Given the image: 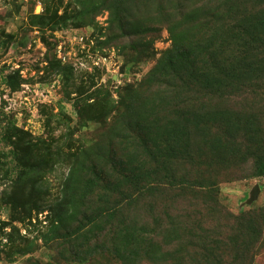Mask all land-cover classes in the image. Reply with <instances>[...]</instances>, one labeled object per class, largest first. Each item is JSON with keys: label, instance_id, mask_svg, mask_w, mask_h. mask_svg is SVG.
<instances>
[{"label": "trees", "instance_id": "1", "mask_svg": "<svg viewBox=\"0 0 264 264\" xmlns=\"http://www.w3.org/2000/svg\"><path fill=\"white\" fill-rule=\"evenodd\" d=\"M173 1L179 7L165 10L171 48L163 53L144 78L152 94L142 97L138 93V99L133 90L126 89L119 105L114 108L117 117L109 131L110 137L117 132L116 128L133 130L140 121L153 126L165 123L156 130H167V141L168 136L174 140L172 143L166 141L163 147L157 145L156 150L167 157L169 167L171 161L194 165L204 158H210L215 168L227 172L231 165H246L250 160L252 167L247 176L264 177V134L261 132L264 121L260 122L264 120V104L260 93V89L264 90V58L260 57L261 53L264 55V6L251 7L250 0ZM259 2L264 3V0ZM132 4H135V0H57L53 9L46 5L41 14L33 15L32 23L44 36L47 31L55 32L87 24V19L107 10L111 23L119 32L130 33L133 27L128 26V18ZM160 13L164 15V10ZM52 65L61 74L65 89L69 88L67 96L76 93L70 89L74 78L73 68L61 64L59 60ZM160 80L161 85L166 80L171 82L165 83L166 87L160 89ZM6 86L12 92L20 88L18 71L6 76ZM81 89L82 86L80 89L76 87L78 93ZM154 89H159L161 98L166 97L169 102L159 101L157 92L153 93ZM181 92L189 94L177 103L176 97L180 98ZM110 104L108 101L102 103L95 100L81 106L78 111L79 125L102 117L110 109ZM253 105L260 106L261 110L256 112ZM164 112L170 115L167 117ZM4 115L0 110V136L3 146L9 149L6 152L0 149V180H9V184L1 192L0 205L8 210V218L0 220V238L6 240L5 245L9 244L10 249L13 247L12 252L26 254L34 245V242L20 235L17 224L24 226L25 222L31 223L33 215L36 218L40 213L47 212L50 231L53 232L65 219H76L87 202L96 198L99 204L94 215L84 211L86 214L82 215L81 222L70 231L73 234L69 233V236L77 235V238L83 236L84 241L69 252L62 248L59 251L61 259H74L81 264L86 261H90L89 264H101L103 258H112L121 264H139L141 260L155 263L173 260L170 264H184L183 246L198 238V232L192 226L189 229L193 232L187 239L181 232L188 224L180 221L175 214L167 215L168 222L158 224L155 221L156 226L151 229L142 224H138L137 228H129L124 222L115 228L114 221L121 217L118 215L119 206L110 205L107 199L115 189L120 188L122 180L116 178L105 181L100 166L86 165L88 155L85 149L79 148L74 153L75 149L68 143L66 151L61 147L62 143L57 144L60 140L54 144L51 138L33 136L11 119L4 122ZM195 135L205 138L200 148L198 144L195 147L189 144L190 137ZM178 143L182 144L181 148L177 146ZM167 164L164 170H167ZM56 165L67 167V173L57 197L47 200L49 190L45 185V176L53 172ZM208 170L205 166L198 179L187 180L183 176L181 181L175 179L171 184L157 187V181H150L156 175L153 168L145 173L141 181L135 180V175L130 179L124 176L123 180L134 188L127 190L126 193L132 191L127 201L134 203L136 192L145 195L155 191L162 195L165 191L173 190L179 196L205 199L217 207L220 176ZM83 171L87 172L85 179L80 177ZM208 211L217 212L213 208H208ZM256 214L261 215L260 219L256 218ZM263 214L264 209L243 212L240 218H234L224 236H212L215 241L223 237L226 239V247L233 252V264H246L243 261L246 253L264 245V241H261L264 240ZM200 222L196 223L199 229L202 228L198 226ZM106 226L109 227L107 232L111 234L110 248L102 250V244L98 242L91 246L88 233L96 235ZM167 231L163 240L162 236ZM16 237L20 247L13 246ZM220 250V246L215 251L210 249L206 260Z\"/></svg>", "mask_w": 264, "mask_h": 264}, {"label": "rangeland", "instance_id": "2", "mask_svg": "<svg viewBox=\"0 0 264 264\" xmlns=\"http://www.w3.org/2000/svg\"><path fill=\"white\" fill-rule=\"evenodd\" d=\"M56 2L57 0H0V110L5 114L4 122L11 119L33 136L51 138L54 144L60 140L57 144L62 143L61 147L66 151L68 146H73L74 153L83 148L88 155L86 165L100 166L103 171L102 169L98 171L106 177L105 181L116 178L122 180L120 188L110 192L107 199L110 205L119 206L118 215L121 217L114 221L115 228L124 222L129 228H137L138 224H142L151 229L156 226L155 221L158 224L168 222L167 215L175 214L180 221L188 224L181 232L185 239L193 232L189 229L191 226L198 232V238L194 242L188 241L183 246L184 264H207L205 261L212 264H233V252L226 247V239L223 237L215 241L212 236H224L229 226L233 224L231 222L236 217L240 218L241 213L264 209V177L247 176L251 172V161L249 160L246 165L243 163L231 165L227 172L215 168L210 158H204L199 164L196 162L194 165L171 161L169 167L167 157L156 150L157 145L163 147L162 144L172 143L174 140L168 136L167 141V130H156L163 123L153 126L140 121L133 130L116 128L117 132L111 137L109 133L111 126L115 125L114 118L117 117L114 108L119 105L126 89L133 90L136 96L141 94L145 97L152 94L147 89L149 84L144 82V78L163 53L171 48L172 43L165 23V10L179 7L178 3L175 4L173 0H135L128 18V26L134 28L130 33L119 32L110 21L109 11L102 10L92 19H87V24L55 32L47 31L43 36L40 29L33 25L32 16L41 14L46 5L53 9ZM249 3L251 7L264 6L259 0H250ZM161 10H164V15L160 13ZM261 55L260 57L264 58L262 53ZM56 60L73 68L74 78L70 89L75 90L77 94L67 96L66 91L69 88L65 89L61 74H58L55 65H52ZM15 71L19 72L20 88L12 92L6 86V76ZM169 82L171 80H166L161 85L160 80L158 88L164 89L165 83ZM80 86L83 89L78 93L76 87L80 89ZM158 90H153V93L157 92L158 100L169 102L168 98H161ZM260 93L264 104V90L260 89ZM187 94L189 93L181 92L180 98L176 97L177 103L182 102ZM137 98L140 99L138 96ZM95 100L102 103L110 102V109L99 119L87 120L83 125H79L80 107ZM164 102L162 103L166 106ZM253 109L259 112L261 107L253 105ZM172 112L171 110L170 113ZM170 113L164 112V115L168 117ZM262 116L264 117V112ZM49 117L51 119L48 123ZM262 121L264 120H260ZM261 132L264 134L263 126ZM204 139L195 135L186 140H189L190 146L195 147L198 144L199 147ZM177 146L181 148L182 144L178 143ZM0 149L5 152L9 149L3 146L1 136ZM166 164L167 170H164ZM205 166L209 173L220 176L217 207L205 199L179 196L173 190L165 191L162 195L155 191L145 195L136 192L134 194H137V199L134 203L127 201L128 194L132 193V191L126 193L127 190L134 188L128 186L123 180L124 176L130 179L135 175V180L141 181L145 173L153 168L156 175L151 176L150 181H157V187L166 183L171 184L170 182L175 179L181 181L183 176L187 180L198 179ZM66 173L67 167L56 165L54 171L45 176V185L49 190L47 200L57 197ZM85 173L87 172L81 173V179L86 178ZM8 184L9 180H0V195ZM255 186H259L260 190L256 199L250 202L251 192ZM119 190L121 192L118 193ZM98 204L99 200L96 198L89 200L86 207L80 209L81 213H78L76 219H65L53 232L50 231L47 212L40 213L36 218L33 215L31 223L25 222L24 226L17 224L20 235L34 242L33 249L26 254L15 253L12 252L13 247L10 249L9 244L5 245L6 240L0 238L2 250L0 264H81L74 259H61L59 251L64 248L69 252L80 246L77 244H81L84 237L69 236V233L81 222L82 215L86 214L84 211L94 215ZM208 208H213L217 212L210 213ZM257 217L260 219L261 215L256 214ZM7 218L8 210L0 205V220L4 221ZM198 221H202L198 225L202 226L201 229L196 226ZM108 229L106 226L103 231H96V235L88 233L90 245L98 242L102 244V250L109 249L111 234L107 232ZM166 233L168 231L163 234V240ZM19 243L16 237L13 246L20 247ZM219 246L222 254L217 251L212 258L210 257L211 259L206 260V256L210 255L208 251L210 249L215 251ZM172 248L170 250H174ZM244 257L243 261L246 264H264V245L258 249L254 248ZM176 258L180 257L177 255ZM171 261L173 260L155 263L141 260L139 264H170ZM86 262L83 264H89L90 261ZM101 264L121 263L112 258H103Z\"/></svg>", "mask_w": 264, "mask_h": 264}, {"label": "water", "instance_id": "3", "mask_svg": "<svg viewBox=\"0 0 264 264\" xmlns=\"http://www.w3.org/2000/svg\"><path fill=\"white\" fill-rule=\"evenodd\" d=\"M259 190H260L259 186H255V187H254V189H253L252 192H251V197H250V200H249L250 202H252L253 200L256 199Z\"/></svg>", "mask_w": 264, "mask_h": 264}]
</instances>
